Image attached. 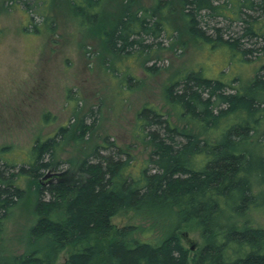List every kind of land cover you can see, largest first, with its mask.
I'll use <instances>...</instances> for the list:
<instances>
[{"label":"trees","instance_id":"trees-1","mask_svg":"<svg viewBox=\"0 0 264 264\" xmlns=\"http://www.w3.org/2000/svg\"><path fill=\"white\" fill-rule=\"evenodd\" d=\"M70 1L76 19L100 33L113 56L144 55L150 60L153 45L164 34L174 33L166 14L174 13L177 4L190 36L221 44L243 58L259 49L243 48L245 42L264 38L255 16L264 13V0H155L135 11L124 8L110 25L105 0ZM216 17L239 21L235 36L225 37L223 27L212 26ZM209 28L217 32L215 39ZM238 80L207 77L202 69L174 77L164 97L184 119L182 126L155 107L139 110L137 134L150 149L153 171L147 166L136 172L134 155L108 142L77 163L74 179L65 173L45 184L44 172L60 164L56 154L72 128L61 126L45 140L37 138L28 161L17 171L6 174L5 167L13 169L15 164L0 168V238L7 216L28 196L19 179L25 178L35 194V218L24 252L6 260L0 251V264H56L69 247L66 264H264V229L238 220L258 206L253 178L264 180V154L256 166L250 150L258 142L264 145L259 140L264 135V63L240 87L233 85ZM88 130L82 121L74 138L83 140ZM250 199V205H243ZM144 207L157 210L144 214ZM161 208L169 209L167 214H174L178 222L169 232L164 229L157 243L139 235L146 231L143 225L120 228L113 223V217L128 211L152 220ZM182 224L201 232L203 244L195 251L182 242ZM156 227L152 223L147 230Z\"/></svg>","mask_w":264,"mask_h":264},{"label":"rangeland","instance_id":"rangeland-1","mask_svg":"<svg viewBox=\"0 0 264 264\" xmlns=\"http://www.w3.org/2000/svg\"><path fill=\"white\" fill-rule=\"evenodd\" d=\"M154 1L105 0L107 24L119 17L126 7L135 11L153 5ZM215 1L223 3L225 0ZM70 3V0H0V168L4 164H15L13 169L5 167L7 175L28 161L37 138L45 140L61 126L72 128L71 137L56 154L58 167L44 172L45 184L60 180V175L65 173L64 177L74 179L77 163L90 157L95 146L108 142L134 155L136 172L147 166L153 171V164L148 163L150 149L137 134V114L143 106L160 109L169 114L173 123L182 126L184 119L164 97V89L174 77L202 69L205 76L223 81L238 77L240 81L233 85L240 87L241 83L252 79L264 63V38L244 43L243 48H259L245 58L221 44L210 45L197 40L188 34L178 4L174 13L166 14L168 28L175 37L164 34L160 43L153 45L148 55L150 60L144 55L113 56L103 46L100 33L80 24ZM255 16L264 28V13L255 12ZM210 22L212 26L223 27L221 33L225 37L235 36L240 29L237 20L231 22L216 17ZM208 30L215 39L217 32L213 28ZM142 63L156 66L155 71L147 70ZM82 121L90 130L80 140L74 135ZM259 140L264 143L263 133ZM257 144L250 147L256 166L258 157L264 154V145ZM100 151L105 152L103 147ZM256 179L252 181L257 194L254 202L258 206L247 209L238 220L240 224L264 229V180ZM19 184L28 190V196L3 224L0 251L6 260L24 252L35 218V194L25 178L19 179ZM250 201H243V205H250L253 200ZM155 210L144 207V214ZM166 210L169 209L161 208L152 220L138 211H128L113 217V223L120 228L129 224L143 225L146 231L139 235L157 243L165 230L169 232V226L178 222L177 217L167 214ZM152 223L157 227L147 230ZM179 233L183 244L191 251L203 244L198 229L182 224ZM71 251V247L67 248L56 264H66Z\"/></svg>","mask_w":264,"mask_h":264}]
</instances>
